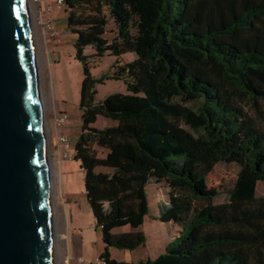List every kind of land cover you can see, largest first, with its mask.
<instances>
[{"label": "trees", "instance_id": "1", "mask_svg": "<svg viewBox=\"0 0 264 264\" xmlns=\"http://www.w3.org/2000/svg\"><path fill=\"white\" fill-rule=\"evenodd\" d=\"M65 7L84 68L74 160L107 264H264V198H257L264 182V0H65ZM88 47L93 56L85 55ZM107 53L136 59L96 79L90 60ZM108 80L123 81L128 93L98 102L96 87ZM99 117L117 124L99 129ZM220 163L240 167L227 204L200 188ZM152 183L163 185L166 199L154 220L179 226L180 234L156 259L118 262L111 248L132 252L146 242L141 231H115L143 226ZM105 200H112L107 215Z\"/></svg>", "mask_w": 264, "mask_h": 264}, {"label": "water", "instance_id": "2", "mask_svg": "<svg viewBox=\"0 0 264 264\" xmlns=\"http://www.w3.org/2000/svg\"><path fill=\"white\" fill-rule=\"evenodd\" d=\"M44 99L29 0H0V264H57Z\"/></svg>", "mask_w": 264, "mask_h": 264}, {"label": "rangeland", "instance_id": "3", "mask_svg": "<svg viewBox=\"0 0 264 264\" xmlns=\"http://www.w3.org/2000/svg\"><path fill=\"white\" fill-rule=\"evenodd\" d=\"M31 10L32 24L34 29L36 51L39 63L40 80L44 99V111L46 117L47 134L49 140V156L51 164V174L53 182V196L55 209V246H56V261L61 264L63 246H65L64 223L66 222V214L74 220L73 229H76V234L83 237L84 241L100 237L96 231V209L85 200V174L81 171L79 163L75 160H65L68 162L67 168L64 169V174L60 171V161L55 160L52 156L50 140L60 137L77 136L80 131L81 112L79 110L80 94L84 79V68L82 64L76 60L75 40L76 36L69 31L59 33L61 38L57 41H52L49 35H46L45 30L39 23L37 15V5L29 0ZM62 12L66 11V7L60 8ZM116 35V28L112 21L109 22L105 38L112 41ZM59 36V35H58ZM63 37V38H62ZM95 51L88 47L85 50L86 56H93ZM136 59L134 53L127 54L121 58L112 57L107 53L100 59H91L90 67L92 76L96 79L103 75L112 76L115 74V66L118 64H126ZM96 99L98 102L103 101L108 96L113 94H127V87L123 81L108 80L104 84L97 85ZM55 105L66 109L65 113L69 116L72 126H56L52 129L51 118ZM247 112L254 118H257L253 108L248 105ZM54 115H60V112L54 110ZM258 119V118H257ZM260 124L264 122L259 120ZM117 123L100 117L97 126L98 128H106L115 126ZM99 156L104 157L106 151L98 150ZM240 171L237 164H218L214 170L201 183V191L210 195L214 199L215 204H227L230 200L231 192L235 187V183ZM163 185L152 183L148 186V196L150 203V215L145 218V222L138 230L131 228H122L115 233L141 231L146 236V242L136 251H120L112 249L113 258L118 262L138 263L142 260L156 259L165 252L166 246L177 238L181 228L173 223H161L154 220L158 218L159 211L161 212L166 206L165 193ZM257 198H264V182H259L257 185ZM101 210L103 215H107L112 208V200L102 201ZM87 245V243H86ZM128 254L130 256L128 257ZM127 259V260H125Z\"/></svg>", "mask_w": 264, "mask_h": 264}, {"label": "crops", "instance_id": "4", "mask_svg": "<svg viewBox=\"0 0 264 264\" xmlns=\"http://www.w3.org/2000/svg\"><path fill=\"white\" fill-rule=\"evenodd\" d=\"M51 5L53 6V11L51 13L46 12V6ZM38 8V18L39 23L42 25V28L45 30L46 35H49L52 41L59 40L61 38L60 32L63 33V31L68 30L67 26V13L66 11L62 12L61 9L56 7V0H41V3L37 5ZM48 21H52L53 24V31L52 32H46V24ZM59 35V36H58ZM63 38V37H62ZM54 110L57 112H60L59 114H67L65 113L66 109L61 108L60 106H56L53 109V115L51 118L52 122V129L55 124V119L59 115H54ZM100 117L97 120V123L99 121ZM70 126L73 125L72 121L70 122ZM97 123L95 124V127L98 128ZM81 126V123H80ZM101 129V128H99ZM80 131L77 136H70V140L72 142L73 147H75V144L77 142V139L79 137ZM50 146H51V152L52 156L55 158V160L60 161V171L64 174V169L67 168L68 162L63 161L60 150L61 147L58 144L57 139H54L53 136L50 140ZM85 200L86 194H85ZM73 222L74 220L68 217V212L66 214V222L64 223L65 231L63 233V237L65 238V246H63V252L61 257V264H92L94 260L101 255V253L104 250V245L101 242V232L100 237L98 236L95 241L90 240L87 242L84 241L83 237H79L76 232V229H73ZM96 231L99 232L96 228ZM87 243V245H86ZM112 249H110L111 258H113ZM130 254H128V257ZM115 260V259H114ZM127 260V259H125ZM128 261V260H127ZM129 263V261H128Z\"/></svg>", "mask_w": 264, "mask_h": 264}, {"label": "built area", "instance_id": "5", "mask_svg": "<svg viewBox=\"0 0 264 264\" xmlns=\"http://www.w3.org/2000/svg\"><path fill=\"white\" fill-rule=\"evenodd\" d=\"M36 5L41 3V0H32ZM65 6V0H56V7L61 8ZM53 11V6L47 5L46 12L51 13ZM53 31L52 21H48L46 24V32ZM56 126H70V119L67 114H61L55 119ZM58 144L61 147L60 155L62 159L65 160H74L75 156V147H73L72 142L69 137H60L58 138ZM92 264H107V260L101 255L98 256Z\"/></svg>", "mask_w": 264, "mask_h": 264}]
</instances>
